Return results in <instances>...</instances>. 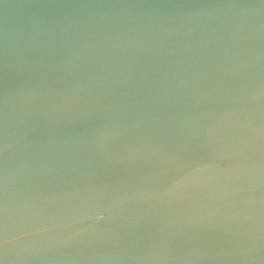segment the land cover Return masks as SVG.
Segmentation results:
<instances>
[{
    "label": "water",
    "instance_id": "95a60500",
    "mask_svg": "<svg viewBox=\"0 0 264 264\" xmlns=\"http://www.w3.org/2000/svg\"><path fill=\"white\" fill-rule=\"evenodd\" d=\"M0 264H264V0H0Z\"/></svg>",
    "mask_w": 264,
    "mask_h": 264
}]
</instances>
